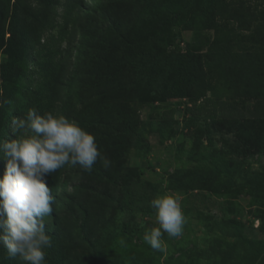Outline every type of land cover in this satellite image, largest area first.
<instances>
[{
    "label": "rangeland",
    "instance_id": "374dc122",
    "mask_svg": "<svg viewBox=\"0 0 264 264\" xmlns=\"http://www.w3.org/2000/svg\"><path fill=\"white\" fill-rule=\"evenodd\" d=\"M147 29L165 65L114 68ZM19 54L26 68L5 85L3 66ZM42 72L72 77L59 114L111 161L53 173L61 192L45 227L47 264H98L91 249L111 235L107 264H264V0H0V138H15L12 111L27 114ZM164 193L187 223L159 252L142 237L157 226L149 201ZM0 264L22 262L0 248Z\"/></svg>",
    "mask_w": 264,
    "mask_h": 264
},
{
    "label": "clouds",
    "instance_id": "9594fccd",
    "mask_svg": "<svg viewBox=\"0 0 264 264\" xmlns=\"http://www.w3.org/2000/svg\"><path fill=\"white\" fill-rule=\"evenodd\" d=\"M5 103L0 102V107ZM9 129L15 138H0V157L6 161L0 178V248L22 264H47L46 249L52 247V239L45 227L61 192L56 185L52 193L48 175L66 167L91 172L98 161L107 169L111 161L96 137L59 114L58 107L44 114L30 108L26 115H12ZM149 206L155 210L157 226L147 228L142 239L152 250L164 252V235L181 236L187 219L178 200L168 193L151 199ZM118 244L127 247L124 239Z\"/></svg>",
    "mask_w": 264,
    "mask_h": 264
},
{
    "label": "trees",
    "instance_id": "16d2710c",
    "mask_svg": "<svg viewBox=\"0 0 264 264\" xmlns=\"http://www.w3.org/2000/svg\"><path fill=\"white\" fill-rule=\"evenodd\" d=\"M52 1V0H46ZM16 10L13 9L12 19L16 17ZM177 14L168 15V19L175 20ZM7 33H10V38L16 40L20 43V45L24 48L26 47V42H28L26 36L23 33L19 32L18 30H11ZM147 39L144 37H140V39H133V40H126V44L123 48H120L122 52H128L129 56L126 59L119 60V59H110L111 65L114 67L118 66H125L130 65L136 72L139 74L142 73L143 69L146 70L148 67L151 66H164V58L163 55L160 53V40L157 38L156 34L150 35V31L146 30ZM17 62L13 64H8L7 66H3V71L1 72V78L4 84H8L13 81L16 77L19 76L20 73L26 68V62L22 55H18ZM144 63V64H143ZM114 67V68H115ZM43 79L40 81V85L34 87L31 92L30 101L28 102V109L35 108L41 114L46 112L53 111L54 108H60L62 104H57L60 102L61 98V91L64 88H69L71 85L72 77L65 79V77H60L59 74H51L42 72L41 74ZM62 83V84H61ZM8 89H4L2 95H0V102L6 100L5 96L7 95ZM6 105L7 103L3 104V107H0V123L6 118ZM12 115L15 116H22V108L21 106H15ZM136 145L143 149L145 146L143 136H137ZM6 170V161L0 157V173L4 175ZM47 184L50 190L54 191L56 189L57 180L54 178L53 174H49L47 177ZM122 237L125 238L128 235V230H124L121 233ZM117 235H111L109 237V241H106L103 244V249L97 246H94L92 250V257L98 264H107L105 260V252L106 249L113 243ZM98 248V249H96Z\"/></svg>",
    "mask_w": 264,
    "mask_h": 264
}]
</instances>
